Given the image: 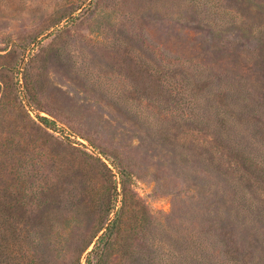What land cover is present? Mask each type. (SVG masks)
Returning <instances> with one entry per match:
<instances>
[{
	"label": "rangeland",
	"instance_id": "obj_1",
	"mask_svg": "<svg viewBox=\"0 0 264 264\" xmlns=\"http://www.w3.org/2000/svg\"><path fill=\"white\" fill-rule=\"evenodd\" d=\"M229 10L239 19L226 21L222 13ZM258 31L264 34V0H0V54L15 69L0 78L6 97L12 106L21 102L37 124V116L51 122L42 125L45 132L33 133L23 155L38 144L45 149L47 165L37 162V170L47 183L64 182L62 202L77 204L84 180L85 214L108 185L99 158L115 175L119 194L124 174L127 195L136 199L131 209L141 201L161 222L163 235L182 231L185 215L222 205L221 199L214 204L213 188L225 184L213 170L223 150L215 151L205 126L184 118L172 101L165 105L158 91L148 98L146 70L154 75L152 84L191 74L193 93L203 98L221 81L214 104H227L228 84L242 83L252 99L262 100ZM131 53L149 64L129 71ZM239 122L247 140L254 135L251 125L259 131L254 118L241 115ZM222 163L228 167V160ZM244 165L232 162L234 176L250 175L262 203L264 170L253 165L249 172ZM8 173L0 170L2 187L13 183ZM56 226L67 224L60 219ZM246 236L240 229L238 237Z\"/></svg>",
	"mask_w": 264,
	"mask_h": 264
},
{
	"label": "trees",
	"instance_id": "obj_2",
	"mask_svg": "<svg viewBox=\"0 0 264 264\" xmlns=\"http://www.w3.org/2000/svg\"><path fill=\"white\" fill-rule=\"evenodd\" d=\"M222 15L229 23L239 19L230 10ZM258 32V42L264 47V34ZM5 57L0 54V78L15 74L11 64L3 63ZM125 60L133 73L142 62L149 64L134 53L130 54V61L128 56ZM146 75L149 80L144 82L143 90L150 100L158 91L165 105L172 101L184 118L205 126L210 145L216 144L215 151L223 150L221 164L213 170L221 176L219 182L225 184L224 189L219 185L213 188L214 204L221 199L222 205L216 207V212L210 207L208 213L192 211L185 215L182 231L163 235L161 222L145 204L138 201L131 209L129 204L136 199L127 195L124 174L121 173L123 192L119 194L115 175L99 158L95 160L108 176V185L104 191L99 188L90 205L91 213L81 211L83 205L89 204L82 179L84 191L77 189L82 196L79 202H62L64 182L47 183L42 171L37 170V162L47 165L45 149L38 144L31 155H23L34 141L33 133L45 132L42 125L51 122L37 116L39 125L21 102L12 106L13 100L6 97L0 79V170L8 173L9 166L8 175L13 178L8 187L0 185V264H264V201L262 204L255 197L261 198L255 190L257 182L244 171L234 176L236 170L232 167V162L237 161L246 164V170L253 165L255 170H264V136H256L257 132L264 134V98L252 99L242 83L228 84L227 104L218 105L214 104L213 93L221 90V81L216 87H209L205 100L193 93L191 77L195 76L191 74H181L173 81L164 77L158 84L151 83L154 75L150 71L146 70ZM12 107L14 112L6 113ZM241 115L254 118L259 126L257 131L251 125L254 135L248 140L239 122ZM15 153L24 158L17 159ZM210 155L214 162L215 156ZM222 159L228 160L227 168ZM119 195L121 200L117 202ZM60 219L67 226H56ZM217 221H221L219 228ZM240 229L246 230L245 239L238 237Z\"/></svg>",
	"mask_w": 264,
	"mask_h": 264
}]
</instances>
